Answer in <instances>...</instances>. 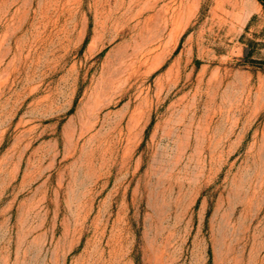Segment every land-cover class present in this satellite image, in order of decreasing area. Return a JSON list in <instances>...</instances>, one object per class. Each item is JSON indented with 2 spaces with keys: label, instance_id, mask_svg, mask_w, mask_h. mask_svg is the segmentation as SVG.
Here are the masks:
<instances>
[{
  "label": "rangeland",
  "instance_id": "rangeland-1",
  "mask_svg": "<svg viewBox=\"0 0 264 264\" xmlns=\"http://www.w3.org/2000/svg\"><path fill=\"white\" fill-rule=\"evenodd\" d=\"M0 264H264L260 0H0Z\"/></svg>",
  "mask_w": 264,
  "mask_h": 264
},
{
  "label": "trees",
  "instance_id": "trees-1",
  "mask_svg": "<svg viewBox=\"0 0 264 264\" xmlns=\"http://www.w3.org/2000/svg\"><path fill=\"white\" fill-rule=\"evenodd\" d=\"M260 2L264 5V0H260Z\"/></svg>",
  "mask_w": 264,
  "mask_h": 264
}]
</instances>
